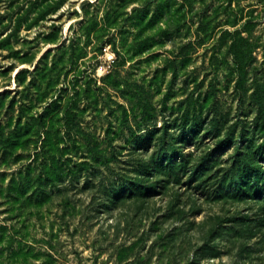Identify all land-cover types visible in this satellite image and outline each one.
Segmentation results:
<instances>
[{
  "label": "rangeland",
  "instance_id": "rangeland-1",
  "mask_svg": "<svg viewBox=\"0 0 264 264\" xmlns=\"http://www.w3.org/2000/svg\"><path fill=\"white\" fill-rule=\"evenodd\" d=\"M0 264H264V0H0Z\"/></svg>",
  "mask_w": 264,
  "mask_h": 264
},
{
  "label": "built area",
  "instance_id": "built-area-1",
  "mask_svg": "<svg viewBox=\"0 0 264 264\" xmlns=\"http://www.w3.org/2000/svg\"><path fill=\"white\" fill-rule=\"evenodd\" d=\"M115 61V53L111 49V46L104 48V55L102 56V62L96 70L98 76L109 73L112 68V64Z\"/></svg>",
  "mask_w": 264,
  "mask_h": 264
},
{
  "label": "trees",
  "instance_id": "trees-1",
  "mask_svg": "<svg viewBox=\"0 0 264 264\" xmlns=\"http://www.w3.org/2000/svg\"><path fill=\"white\" fill-rule=\"evenodd\" d=\"M114 52V51H113ZM137 141L138 140H136V143H137ZM140 146H142L143 144H145L144 142H140V143H138ZM171 163V162H170ZM144 168V167H143ZM141 166H140V169H139V173L141 174V173H144L145 172V170L143 169ZM127 185H131V184H126L125 186H124V194H130V195H133V196H135V195H137V194H142V193H144L145 191H149L150 189L149 188H143V187H141L140 188V186H139V184H137V183H134L133 185H131V186H127Z\"/></svg>",
  "mask_w": 264,
  "mask_h": 264
}]
</instances>
